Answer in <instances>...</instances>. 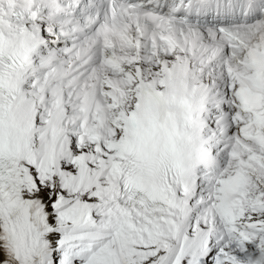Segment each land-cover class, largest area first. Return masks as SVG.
Instances as JSON below:
<instances>
[{
  "label": "snow or ice",
  "instance_id": "1",
  "mask_svg": "<svg viewBox=\"0 0 264 264\" xmlns=\"http://www.w3.org/2000/svg\"><path fill=\"white\" fill-rule=\"evenodd\" d=\"M0 264H264V0H0Z\"/></svg>",
  "mask_w": 264,
  "mask_h": 264
}]
</instances>
